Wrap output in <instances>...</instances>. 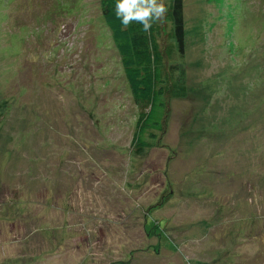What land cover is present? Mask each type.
Returning <instances> with one entry per match:
<instances>
[{
  "label": "rangeland",
  "instance_id": "obj_1",
  "mask_svg": "<svg viewBox=\"0 0 264 264\" xmlns=\"http://www.w3.org/2000/svg\"><path fill=\"white\" fill-rule=\"evenodd\" d=\"M184 19L187 96L137 151L101 0H0V264H264V0Z\"/></svg>",
  "mask_w": 264,
  "mask_h": 264
},
{
  "label": "trees",
  "instance_id": "obj_2",
  "mask_svg": "<svg viewBox=\"0 0 264 264\" xmlns=\"http://www.w3.org/2000/svg\"><path fill=\"white\" fill-rule=\"evenodd\" d=\"M115 3L116 0H101V9L131 93L142 107L132 146L137 151L148 150L158 144L156 141L165 131L168 101L187 96L185 69L179 65L185 55L184 0H165L166 21L153 24L149 32H144L142 25L136 22L123 28L115 15ZM166 69L171 75L164 72ZM177 71L180 75H175ZM161 202L165 199L155 206L162 205ZM151 207L154 208V204ZM152 234L156 235L155 230Z\"/></svg>",
  "mask_w": 264,
  "mask_h": 264
},
{
  "label": "clouds",
  "instance_id": "obj_3",
  "mask_svg": "<svg viewBox=\"0 0 264 264\" xmlns=\"http://www.w3.org/2000/svg\"><path fill=\"white\" fill-rule=\"evenodd\" d=\"M167 12L165 0H116L115 3L116 18L125 29L136 22L144 32H149L153 24L166 21Z\"/></svg>",
  "mask_w": 264,
  "mask_h": 264
}]
</instances>
